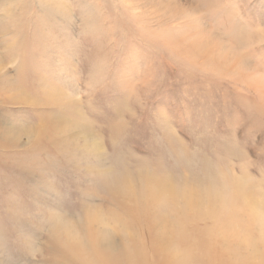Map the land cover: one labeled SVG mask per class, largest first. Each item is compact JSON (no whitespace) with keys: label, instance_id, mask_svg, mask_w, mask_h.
Masks as SVG:
<instances>
[{"label":"rangeland","instance_id":"obj_1","mask_svg":"<svg viewBox=\"0 0 264 264\" xmlns=\"http://www.w3.org/2000/svg\"><path fill=\"white\" fill-rule=\"evenodd\" d=\"M149 179L176 190L167 216L192 198L187 229L264 264V0H0V264H98L59 255L94 214L147 249L126 191Z\"/></svg>","mask_w":264,"mask_h":264},{"label":"bare ground","instance_id":"obj_2","mask_svg":"<svg viewBox=\"0 0 264 264\" xmlns=\"http://www.w3.org/2000/svg\"><path fill=\"white\" fill-rule=\"evenodd\" d=\"M177 34L179 35V39L185 44L184 46L197 50L198 53L203 50L201 48L203 43L201 41L203 40L196 32L186 30ZM239 188L246 192L250 190V185L242 184ZM126 192V197L132 202V206L129 208V214L133 216L132 218H137L138 225L144 228L150 235L151 241L148 240L150 245L147 249L151 253V259H155L157 264H169L172 259H176L179 250L182 251L180 253L181 256H187L192 253L191 251H195L196 249L203 253L201 254L202 258L207 256L209 262L210 259H215L213 261L215 264H236V252H234L233 255L225 254L223 251L215 249L212 245L213 240L215 241L212 231H205V233H203L197 231V229L186 228L188 220L199 216L197 212L186 213L187 210L191 209L192 205L196 206L194 205V201L190 200L192 198L187 197L191 194L183 192L182 197L189 198L188 200L190 203L179 205V207L175 206V208L172 209V216H167L163 213L162 206H165L167 201H174L176 198V190L168 182L160 179H149L142 187L127 186ZM90 218L91 219L87 220V228L89 229L82 232V235L85 233V236H83L79 243L76 245L67 244L64 246L65 248H62L63 250L59 255L63 257L66 262L70 261V255L65 249L71 248V250L77 249L81 254L86 255L88 259L98 264L102 262H107V264H146V262L140 261L147 259L145 253L147 249L141 242L132 241L135 235L131 234V232L134 233V229L131 228L133 224L130 222L129 218L128 220L120 218L116 220L117 226L119 228H124L118 230V232L121 233L119 240L122 244L119 248L114 244L112 236L107 229L104 227H95L96 223H103L104 221L101 219L100 215L94 214V216ZM178 224H180V226H178ZM135 231H137V233L140 232L138 230ZM62 242H65V240ZM177 259L179 258L177 257ZM206 259L207 258H205L204 262L208 264V260L206 261ZM247 262L241 261L239 264H246Z\"/></svg>","mask_w":264,"mask_h":264}]
</instances>
